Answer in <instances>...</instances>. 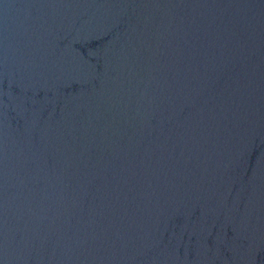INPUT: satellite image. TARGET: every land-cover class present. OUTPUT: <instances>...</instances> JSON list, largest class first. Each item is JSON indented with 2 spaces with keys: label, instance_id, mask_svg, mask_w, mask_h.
<instances>
[{
  "label": "water",
  "instance_id": "95a60500",
  "mask_svg": "<svg viewBox=\"0 0 264 264\" xmlns=\"http://www.w3.org/2000/svg\"><path fill=\"white\" fill-rule=\"evenodd\" d=\"M0 264H264V0H0Z\"/></svg>",
  "mask_w": 264,
  "mask_h": 264
}]
</instances>
